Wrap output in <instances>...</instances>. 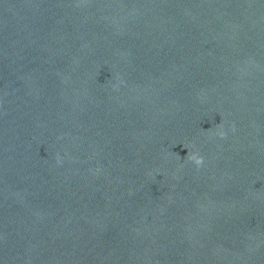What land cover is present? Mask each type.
I'll list each match as a JSON object with an SVG mask.
<instances>
[{
	"label": "clouds",
	"instance_id": "clouds-1",
	"mask_svg": "<svg viewBox=\"0 0 264 264\" xmlns=\"http://www.w3.org/2000/svg\"><path fill=\"white\" fill-rule=\"evenodd\" d=\"M114 87H115V85H114ZM218 128L220 130L217 131V132H214L212 134L219 136V138H221V139L226 138L227 133L225 131H223V126L218 124ZM231 130L233 132H235L236 129H235V125L234 124L232 125ZM183 147L188 150V149H191L193 146L191 144H185ZM63 159H67V154L66 153L63 156H61L60 154L56 155V163L57 164L62 163ZM186 159H187V161L195 164L197 168L202 167L203 164H204V157L202 155H200L198 152H195V151H189L188 150ZM94 172H96V173L100 172L99 166H97L94 169ZM149 174L151 175V173H149Z\"/></svg>",
	"mask_w": 264,
	"mask_h": 264
}]
</instances>
